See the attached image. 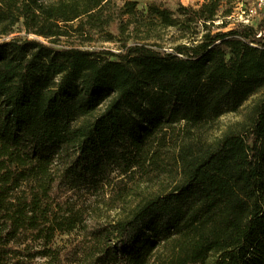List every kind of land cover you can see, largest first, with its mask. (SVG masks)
<instances>
[{
  "label": "trees",
  "instance_id": "obj_1",
  "mask_svg": "<svg viewBox=\"0 0 264 264\" xmlns=\"http://www.w3.org/2000/svg\"><path fill=\"white\" fill-rule=\"evenodd\" d=\"M237 2L0 0V37L37 36L0 39V264H264V17L213 28Z\"/></svg>",
  "mask_w": 264,
  "mask_h": 264
},
{
  "label": "rangeland",
  "instance_id": "obj_2",
  "mask_svg": "<svg viewBox=\"0 0 264 264\" xmlns=\"http://www.w3.org/2000/svg\"><path fill=\"white\" fill-rule=\"evenodd\" d=\"M137 1H138V7L143 11H147L148 6L151 3L162 4L165 7L175 10L178 3H183L185 5H192V6L197 7L198 3L201 2L202 0H137ZM237 1L238 2L232 14L226 17L217 18L215 26L213 28H216V26H218L217 24H220V23L222 24L223 22L226 24V27H220L219 29L227 30L241 22L257 25L258 21L264 17V0H237ZM161 34H163L164 38H166L165 40H167V41H164L163 46L169 50L172 49V46H174L176 42L180 43V42H186L188 40L186 39V37H183L181 39H178L177 41H172V39L181 36V33L176 29L165 30ZM12 38H21V39L37 38V36L34 34H28L21 27H19L15 30V32L12 35L7 36V37H0L1 40H9ZM80 46L85 49L105 48V49H111L114 51L121 50L119 43L106 42V41H101V40H96L91 43H84V44H81ZM257 98H258V95L257 96L255 95L249 98V100L246 101V103L243 105L240 112L228 113L226 115H223L219 119V121L215 124L214 128H212V130L209 132L208 137L211 140H214L222 136L224 132L227 131L228 128L232 124L243 119V116L248 111L250 105ZM91 199L92 198H89L88 200H91ZM66 238H67V235L57 236V240L59 243H63V241ZM159 252H161V250L158 251L157 254ZM157 258L158 257H156V259H152L149 264H159V261H157Z\"/></svg>",
  "mask_w": 264,
  "mask_h": 264
}]
</instances>
